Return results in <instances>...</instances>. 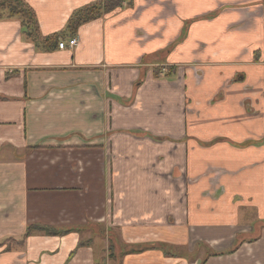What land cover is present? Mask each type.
I'll use <instances>...</instances> for the list:
<instances>
[{
	"label": "crops",
	"instance_id": "crops-1",
	"mask_svg": "<svg viewBox=\"0 0 264 264\" xmlns=\"http://www.w3.org/2000/svg\"><path fill=\"white\" fill-rule=\"evenodd\" d=\"M101 1L0 20V264H264V0Z\"/></svg>",
	"mask_w": 264,
	"mask_h": 264
},
{
	"label": "trees",
	"instance_id": "trees-1",
	"mask_svg": "<svg viewBox=\"0 0 264 264\" xmlns=\"http://www.w3.org/2000/svg\"><path fill=\"white\" fill-rule=\"evenodd\" d=\"M127 0H102L101 2L86 5L80 9H77L71 16L67 29L70 37H73L81 23L91 21L103 12L112 11L122 6ZM3 19H17L21 23V30L23 37L31 40L35 43V46L40 51H49L55 46H59V43L64 40L63 32L54 33L48 36L42 35L35 10L26 2V0H0V20ZM74 229L58 230L42 225H30L27 229L26 235L32 234L34 231H41L48 235H63ZM23 240L16 241L14 239H8V246H13L15 242L17 245ZM110 255L114 251V244L112 240L109 242ZM135 252V249H131ZM138 251V250H137ZM169 254L173 255L171 252Z\"/></svg>",
	"mask_w": 264,
	"mask_h": 264
},
{
	"label": "built area",
	"instance_id": "built-area-1",
	"mask_svg": "<svg viewBox=\"0 0 264 264\" xmlns=\"http://www.w3.org/2000/svg\"><path fill=\"white\" fill-rule=\"evenodd\" d=\"M78 44V38L77 37H73V38H70L68 43L64 40H62L60 43H59V48H65L67 45L70 46V47H74Z\"/></svg>",
	"mask_w": 264,
	"mask_h": 264
},
{
	"label": "rangeland",
	"instance_id": "rangeland-1",
	"mask_svg": "<svg viewBox=\"0 0 264 264\" xmlns=\"http://www.w3.org/2000/svg\"><path fill=\"white\" fill-rule=\"evenodd\" d=\"M65 41H66V39H65ZM215 177H217V176H215ZM159 247H161V248L166 247L167 248V251H170L171 252V247H173V246L168 245L166 243H160L159 244ZM184 255H186V254L183 252V250H180V256H184Z\"/></svg>",
	"mask_w": 264,
	"mask_h": 264
}]
</instances>
